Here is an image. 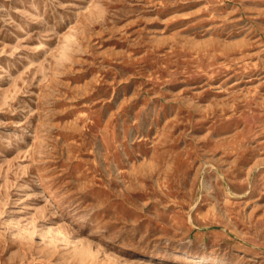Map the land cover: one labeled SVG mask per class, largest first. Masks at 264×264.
Here are the masks:
<instances>
[{
  "label": "rangeland",
  "instance_id": "1",
  "mask_svg": "<svg viewBox=\"0 0 264 264\" xmlns=\"http://www.w3.org/2000/svg\"><path fill=\"white\" fill-rule=\"evenodd\" d=\"M0 264H264V0H0Z\"/></svg>",
  "mask_w": 264,
  "mask_h": 264
},
{
  "label": "bare ground",
  "instance_id": "2",
  "mask_svg": "<svg viewBox=\"0 0 264 264\" xmlns=\"http://www.w3.org/2000/svg\"><path fill=\"white\" fill-rule=\"evenodd\" d=\"M198 258H199V257H198ZM200 259L203 260V259H205V258L201 257Z\"/></svg>",
  "mask_w": 264,
  "mask_h": 264
}]
</instances>
